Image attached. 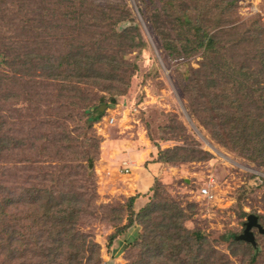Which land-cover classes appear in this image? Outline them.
Listing matches in <instances>:
<instances>
[{
  "label": "trees",
  "instance_id": "1",
  "mask_svg": "<svg viewBox=\"0 0 264 264\" xmlns=\"http://www.w3.org/2000/svg\"><path fill=\"white\" fill-rule=\"evenodd\" d=\"M141 1L191 109L218 142L264 166V20L241 17L238 0ZM139 28L126 0H0V264H95L100 245L82 227L97 219L114 228L107 247L136 230L125 264H264V214L241 204L263 187L255 176L236 203L239 217L257 216L251 240L239 237L246 220L221 233L186 226L156 177L145 193L97 203L93 126L138 67ZM180 127L171 118L162 130ZM157 155L207 157L187 143Z\"/></svg>",
  "mask_w": 264,
  "mask_h": 264
},
{
  "label": "rangeland",
  "instance_id": "2",
  "mask_svg": "<svg viewBox=\"0 0 264 264\" xmlns=\"http://www.w3.org/2000/svg\"><path fill=\"white\" fill-rule=\"evenodd\" d=\"M126 1L140 25L143 45L129 55L138 67L131 75L125 93L119 95L117 102L104 113L114 115L115 120L111 124H102L99 129L95 124L93 126L99 138V150L103 148L101 145L104 139L126 134L136 142L130 148L144 154L147 163L155 161L158 149L178 144L187 143L189 147H197L206 152L205 159L172 164L157 162L156 178L163 192L184 208L186 226L202 228L206 233L239 231L246 218L238 215L237 193L249 183L251 176L262 181L264 189V166L233 152L212 137L189 106L179 86L176 72L178 64L165 58L149 21L141 16L142 1ZM237 10L241 17L257 14L264 20V0H238ZM192 65L196 66L194 60ZM171 118L181 126L182 132L180 129L175 132L171 129L162 130L165 124L169 125ZM99 156L93 163L97 203L122 201L127 197L126 192L105 187L97 166ZM11 164H15L18 169L24 165L19 161ZM122 168L121 164L118 169L122 174H126ZM130 177L124 179L126 186L129 181H133ZM118 181L122 182L120 179ZM203 185H208L214 192L212 199L198 194V189ZM261 190L246 195L241 202L244 211L255 210L264 214ZM189 204L193 205L192 209ZM125 221L126 219H123L122 223ZM87 223L82 228L91 229L100 245L99 259L95 264H125L127 244L136 230L131 228L120 234L112 245L107 247L105 242L114 230L112 225L99 219L88 220ZM258 238L261 240V236Z\"/></svg>",
  "mask_w": 264,
  "mask_h": 264
},
{
  "label": "crops",
  "instance_id": "3",
  "mask_svg": "<svg viewBox=\"0 0 264 264\" xmlns=\"http://www.w3.org/2000/svg\"><path fill=\"white\" fill-rule=\"evenodd\" d=\"M135 143V140L130 139L126 134L104 139L101 145L103 148L100 150V156L97 160V166H99L105 187L124 191L127 197L137 193H145L154 178L157 177V162L150 161L147 163L144 154L130 148ZM124 162H128L127 165L131 168V172L128 174H122L118 169L121 164L125 166ZM126 177L133 179V181H129L128 186L123 183ZM118 179L122 182H119ZM132 183L133 186H131Z\"/></svg>",
  "mask_w": 264,
  "mask_h": 264
},
{
  "label": "built area",
  "instance_id": "4",
  "mask_svg": "<svg viewBox=\"0 0 264 264\" xmlns=\"http://www.w3.org/2000/svg\"><path fill=\"white\" fill-rule=\"evenodd\" d=\"M115 120L114 115H104L102 116L98 121H96L94 124L97 129L101 128L100 126L102 124H111ZM128 162H124L125 166H123V171L128 174L131 172V168L127 165ZM198 194L203 196L207 199H212L214 197V192L209 188L208 185H203L198 189Z\"/></svg>",
  "mask_w": 264,
  "mask_h": 264
},
{
  "label": "water",
  "instance_id": "5",
  "mask_svg": "<svg viewBox=\"0 0 264 264\" xmlns=\"http://www.w3.org/2000/svg\"><path fill=\"white\" fill-rule=\"evenodd\" d=\"M104 107H106V104H102L100 106V109H103ZM253 226L258 227L260 230H262L260 224L257 222V216L253 213H249L246 217L245 227L243 229V232L239 235V237L242 239L251 240L252 239L251 228Z\"/></svg>",
  "mask_w": 264,
  "mask_h": 264
}]
</instances>
